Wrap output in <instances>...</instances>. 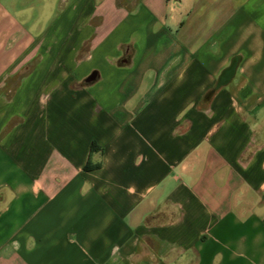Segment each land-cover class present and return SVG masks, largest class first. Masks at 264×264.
<instances>
[{
  "label": "crops",
  "instance_id": "crops-1",
  "mask_svg": "<svg viewBox=\"0 0 264 264\" xmlns=\"http://www.w3.org/2000/svg\"><path fill=\"white\" fill-rule=\"evenodd\" d=\"M0 264H264V0H0Z\"/></svg>",
  "mask_w": 264,
  "mask_h": 264
},
{
  "label": "trees",
  "instance_id": "trees-1",
  "mask_svg": "<svg viewBox=\"0 0 264 264\" xmlns=\"http://www.w3.org/2000/svg\"><path fill=\"white\" fill-rule=\"evenodd\" d=\"M97 148V145L95 143H93V146H92V150L96 149ZM99 165H90V164H87V166L85 167L86 170H91L93 168H96L98 167Z\"/></svg>",
  "mask_w": 264,
  "mask_h": 264
},
{
  "label": "water",
  "instance_id": "water-1",
  "mask_svg": "<svg viewBox=\"0 0 264 264\" xmlns=\"http://www.w3.org/2000/svg\"><path fill=\"white\" fill-rule=\"evenodd\" d=\"M233 73V69H229L226 71V73L224 74V78L227 79L229 78Z\"/></svg>",
  "mask_w": 264,
  "mask_h": 264
}]
</instances>
